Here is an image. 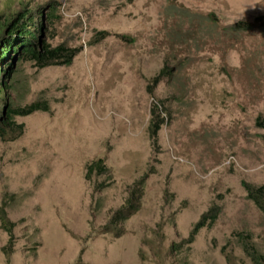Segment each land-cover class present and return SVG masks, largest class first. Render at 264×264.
<instances>
[{"label":"rangeland","instance_id":"obj_1","mask_svg":"<svg viewBox=\"0 0 264 264\" xmlns=\"http://www.w3.org/2000/svg\"><path fill=\"white\" fill-rule=\"evenodd\" d=\"M263 14L264 0H0V264L11 239L8 264H228L223 245L252 264L238 232L264 253L243 186L264 182V28H229ZM22 23L72 62L16 52ZM30 104L47 109L12 113ZM99 158L106 174L85 180ZM141 178L138 211L111 225ZM212 206L213 226L171 249Z\"/></svg>","mask_w":264,"mask_h":264},{"label":"trees","instance_id":"obj_2","mask_svg":"<svg viewBox=\"0 0 264 264\" xmlns=\"http://www.w3.org/2000/svg\"><path fill=\"white\" fill-rule=\"evenodd\" d=\"M176 0H171L172 3H174ZM207 19L210 20L211 23L217 24L218 18L213 12H209L206 14ZM257 25V27L264 28V14L256 16L253 22L249 21H243L239 20L232 25L229 26L231 30L234 31H246L248 29H251L254 27V25ZM12 30L16 33H19L21 37H25L24 34H27V27L22 23L21 25H14L12 27ZM26 32V33H25ZM14 33V34H15ZM21 33V34H20ZM0 38H3V36H0ZM21 38L20 42H9L8 45H11V47L18 52L19 50L25 52L26 56H28L30 59H34L40 66L45 67L52 64H70L72 62L73 57L75 56V53L72 51H68L67 48L63 46H57L54 48L49 47L48 44H45L40 37L37 34H33L30 37H25L24 39ZM11 41V40H10ZM3 44V43H2ZM3 47V46H2ZM14 52V51H13ZM1 59V57H0ZM2 67L0 68V74H3ZM171 72V70H170ZM46 110V106H37L36 104H30L25 109L20 110H12L13 114H19V115H29L37 110ZM156 106L153 105L151 108V114H155ZM12 114V115H13ZM158 123H154V126L152 128V135L156 136L157 130H158ZM3 133V128L0 125V135ZM107 172V167L103 161L102 158H99L97 160H94L86 165V172H85V180L90 181L92 176H99L104 175ZM138 185L140 187L133 188L128 197L125 200V203L121 205L111 216L109 223L111 225H117L120 222L125 221L130 216H132L134 213H136L140 207V201L143 194V183L144 178H141L138 182ZM244 189L246 191V198L253 202L255 207L263 214L264 216V182L258 186H253L247 183H243ZM103 185H96L95 190L101 189ZM1 215H0V222H1V228H4L9 234H11V223L7 219L5 212L1 209ZM219 207L212 206L210 209H208L205 213L202 214L200 220L193 226L191 231L189 232V235L187 238L181 240L179 243L172 244L171 249H178L183 244H186L189 246L195 239V236L197 235L198 231L203 228H211L216 221L218 215H219ZM119 234V233H118ZM234 235H237L238 240L240 242L241 249L243 253L246 255V257L249 258L252 264H264V253H261L258 251L255 247V245L252 243L251 238L252 234L250 232H238L234 233ZM226 245H223L221 247V253L224 254L226 262L229 264V255L226 253ZM13 251V241L12 239L9 240L8 244L3 248V253L6 256V264L9 262V257L12 254Z\"/></svg>","mask_w":264,"mask_h":264}]
</instances>
